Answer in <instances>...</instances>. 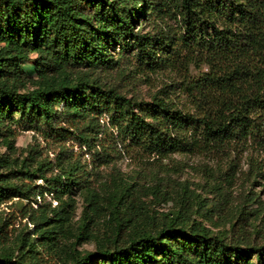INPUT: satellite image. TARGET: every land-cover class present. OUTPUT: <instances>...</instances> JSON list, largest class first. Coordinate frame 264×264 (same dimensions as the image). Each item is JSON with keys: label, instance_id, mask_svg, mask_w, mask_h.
Listing matches in <instances>:
<instances>
[{"label": "trees", "instance_id": "16d2710c", "mask_svg": "<svg viewBox=\"0 0 264 264\" xmlns=\"http://www.w3.org/2000/svg\"><path fill=\"white\" fill-rule=\"evenodd\" d=\"M141 2L0 0V136L14 124L38 134L54 154L38 160L41 149L32 148L33 168L25 158L18 169L0 173V205L13 198L36 202L50 193L63 200L74 185L79 187L81 164L71 161L73 150L66 142L74 139L99 154L90 135L105 132L99 121L103 115L126 146L161 157L231 154L249 142L264 146V0ZM149 16L159 21L158 29L134 31L136 18ZM117 41L135 49L126 60L143 70L177 66L192 109L184 111L157 94L152 102L133 101L100 79L101 72L125 70L120 53H109ZM30 52H37L32 64L37 85L19 92V86L33 80L19 69ZM191 66L197 75H191ZM143 105L146 113L135 111ZM108 155L102 147L101 157ZM20 177L29 182H13ZM127 188L120 189V197ZM67 205L62 201L50 209L56 221L68 213ZM187 215L179 209L165 214L161 227L136 232L127 242L114 240L83 255L75 250L70 264H264V243L220 237ZM37 220L32 219L39 226L49 217ZM19 240L15 254L0 237V264H38L34 242Z\"/></svg>", "mask_w": 264, "mask_h": 264}, {"label": "rangeland", "instance_id": "374dc122", "mask_svg": "<svg viewBox=\"0 0 264 264\" xmlns=\"http://www.w3.org/2000/svg\"><path fill=\"white\" fill-rule=\"evenodd\" d=\"M168 23L177 29L174 20ZM158 24L154 16L139 17L133 29L152 32L158 29ZM122 47L117 41L110 46L109 53H120L125 70L101 72L100 79L114 84L133 101L152 102L157 94L169 97L184 111L192 109L182 93V76L177 66L143 70L126 60L136 53L135 49ZM36 56L37 52H30L29 58L20 63L19 69L33 80L19 86V92L37 85L32 66ZM190 73L197 75V69L191 66ZM142 109L144 105L135 111L146 113ZM12 116L15 120L18 113ZM107 116L99 120L105 125V132L97 137L90 135L95 138L90 144L99 154L74 139L66 142L73 150L71 161L77 159L81 164L79 187L74 185L62 196L63 200L54 199L50 193L36 197V202L13 198L0 205V237L4 247L15 250L19 239L27 238L35 244L38 264H70L75 250L83 255L108 247L114 240L127 242L136 232L161 227L164 215L179 209L220 237L237 236L264 243V146L249 142L231 154L173 152L161 157L126 146L117 138L115 128L107 123ZM9 128L10 133L0 136V173H6L8 167L18 169L25 158H28L25 163L33 168L29 160L32 148L41 149L38 160L46 155L53 158L52 149L46 147L38 134L15 128L14 124H9ZM102 147H106L108 156L101 157ZM33 181L41 183L40 179ZM13 182L27 183L29 179L20 177ZM122 187L128 188L120 197ZM62 201L68 203L65 207L68 213H62L63 219L56 221L57 216L50 209ZM211 206L213 209L205 212ZM41 215L49 217V221L36 226L32 219L38 221ZM38 230L48 232L40 235ZM92 264L103 263L96 260Z\"/></svg>", "mask_w": 264, "mask_h": 264}]
</instances>
